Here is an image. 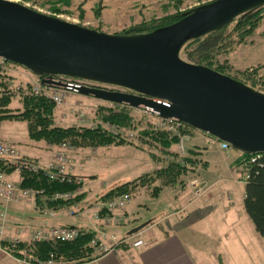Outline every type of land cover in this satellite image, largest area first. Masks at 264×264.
Instances as JSON below:
<instances>
[{"label": "rangeland", "instance_id": "1", "mask_svg": "<svg viewBox=\"0 0 264 264\" xmlns=\"http://www.w3.org/2000/svg\"><path fill=\"white\" fill-rule=\"evenodd\" d=\"M12 1L22 3L41 13L59 17L68 22L79 24L101 33L131 36L147 35L159 30L158 28L164 29L170 27L177 23L179 18H181V14H183V18L184 14L217 0ZM53 7L60 12L56 13L53 11ZM171 21L172 23H168ZM215 32H220V34H222V42L215 50L209 52L210 56L205 64L201 61L196 62V60L201 58L199 54L194 53V49L198 45V42ZM178 56L180 59L194 65L207 66L206 64L209 62L212 65L211 69L216 70L221 68L224 72L220 73L264 94V5L259 7L257 13L246 24H242L240 17H237L219 31L206 32L197 38L188 39L183 43ZM2 66L5 67V71L14 75L16 84H19L21 88L22 85L29 86L28 81L32 85L38 80L35 73L33 74L26 68L9 64ZM0 69L3 68L0 67ZM98 85L101 89L134 94V92L118 86L108 84ZM30 90L31 88L28 94H33ZM58 94L61 95V103H55L51 98L54 93H47L46 97L55 104L54 120L57 125L63 128H102L107 130L112 137H116L120 142H123L122 145L114 144L106 147H90L83 149L68 144L65 150L70 157L72 174L73 171L76 170V163H81L78 166L84 167L83 179L88 186L105 185V193L106 191L109 192L114 189L117 185L135 181L147 175L151 176L156 171L165 168L168 165L166 160L171 159V157L165 159V149L156 141L145 136L146 132L152 130L156 133H165L171 140L177 139V143L173 147L174 151L170 152H177L180 154L182 156L181 162H183L185 158H191V162L186 164L189 168H194L195 171L188 172L184 175L176 187H163V190L159 194L160 197L158 196L159 198L151 196V194L154 193L153 190L149 192H147V190H142L138 195L132 196L136 208V212L133 216L134 219H132L128 225L121 227V230L127 232L130 230L132 231L142 224L147 223L152 217H155V215L158 216L163 212H165L163 215H167L166 218L160 222L156 219L148 222L147 228H153L159 225L166 226L173 222V220L178 227H183L195 217L197 231L204 232L208 230L212 231L210 234L214 235L210 238L214 240L211 242L207 238L201 239L200 234H196L198 235L196 243L198 244V242L202 241L203 245H206L203 248V252L207 250L210 253H220L221 247L226 249L233 246L236 251L233 255L238 257V264H264V238L257 234L251 220L244 211L241 195L237 192V199V195L229 191L230 188L226 189L225 187L229 184L223 185L224 191H219L216 188L215 182L223 172V167H226V162L221 158V151L215 149L214 144H219L216 138L201 131L191 132L189 128H184L179 134L168 132L163 128L158 129L156 124L159 120L156 115H150L142 108L113 104L91 96H84L68 91H59ZM107 109H111L114 112H122V109H124L129 112L133 118V129L128 127L122 128L117 124H112L110 121H104L103 116L107 113ZM0 126L3 132L12 134L14 138L11 140L12 145H16L15 143H17L18 146H16L23 154L34 159L40 157L42 152L41 149L46 143L30 140L26 122L7 120L0 124ZM184 135L189 137L185 142V154L181 152L179 147L180 136ZM196 136H201L203 141L199 143V141L196 140V147L188 148L189 141H193ZM4 143L13 148L8 142L4 141ZM59 147L60 146H57V151L54 153L53 157H55ZM223 151H226V153H222H225L224 158L230 163L229 166L239 170L237 177L238 181L246 183L244 177V170L246 168L245 166L238 165L242 158V154L232 147L229 150ZM1 159L3 158H0V160ZM5 160L8 161L7 164L10 165V168L16 170L11 160ZM209 166H211V168L208 174H205V180H201L199 177H201L204 171H207ZM1 172H4L8 177L9 173L6 171ZM20 172L22 173L23 171ZM193 180H198L194 182L200 184L201 195H198L195 191L194 193H190L188 185L190 186V182ZM157 181L159 182L158 184L155 182L156 185L160 186L163 184L162 179ZM214 184L215 186H213ZM18 185L21 187L20 184ZM177 187L180 188L184 197L191 195L196 198H201L207 194L206 198L208 201L204 203L203 200L206 208L203 209L201 206L195 208L193 211L187 210L182 214H175L174 212L182 206L180 198L175 199L172 197L173 189L171 188ZM83 194L84 191L78 195L74 201L78 202V198L80 199ZM98 195H100L99 192ZM210 196L212 198H210ZM229 199L231 201L234 200V202L238 201L236 208L237 212L233 215L227 214L228 220H224L223 216L225 213L222 209L220 210L215 206L222 201V203L232 207L230 206L231 202H229ZM74 201L67 203H72ZM97 202L99 204H104L106 201L100 198ZM221 207L223 208V205ZM32 214L33 212H31V210L26 209L21 219H30L33 217ZM209 214L211 216H209ZM232 218H234V221H232ZM165 220L170 221L164 225L163 223ZM220 229L223 231L221 234L218 233V231H221ZM203 240H206V242ZM221 240L223 243L222 245ZM0 244L2 245L1 241ZM191 248L194 249L195 247L192 246ZM198 249L199 247L196 248V250ZM221 252L223 253V250H221ZM196 263L204 264V262L199 260Z\"/></svg>", "mask_w": 264, "mask_h": 264}, {"label": "water", "instance_id": "2", "mask_svg": "<svg viewBox=\"0 0 264 264\" xmlns=\"http://www.w3.org/2000/svg\"><path fill=\"white\" fill-rule=\"evenodd\" d=\"M263 5L264 0H217L170 27L128 36L101 33L0 0V58L41 76L45 86L159 112L239 152L264 154V94L178 56L188 39L219 30ZM60 75L134 94L55 81Z\"/></svg>", "mask_w": 264, "mask_h": 264}, {"label": "crops", "instance_id": "3", "mask_svg": "<svg viewBox=\"0 0 264 264\" xmlns=\"http://www.w3.org/2000/svg\"><path fill=\"white\" fill-rule=\"evenodd\" d=\"M2 138L4 141L12 145L11 140H13L14 138L11 133L6 134L2 130ZM196 140L199 141V143H201V141H203V138L201 136H196V138H194L193 141H189L188 148L196 147L195 146ZM34 142H40V141H34ZM15 144L18 146L17 143ZM16 145H12V146L14 150L17 152L18 156L20 157L21 155V157L18 158V160H28L31 162H36L41 165L48 164L53 159L54 153L57 151V146H52L46 143L44 144V147L41 149L42 152L40 157L38 159H34L23 154ZM214 145H215V149L221 151V155H222L221 158H223V160L226 162L225 163L226 167H223L224 169L223 172L220 174L219 179L215 182L216 188L219 191H224L223 185L229 184L225 188L226 189L230 188L229 191H232L235 194L238 192V194L241 195L242 203H243L242 206L244 209L246 183L238 181L237 177L239 170L229 166L230 163L227 161L226 158H224L225 157L224 154L226 153V151L221 150L219 144L218 145L214 144ZM222 152L225 153L223 154ZM0 162L7 163L8 161L1 159ZM79 164L81 163H76L77 165L76 170L73 171L72 174L74 176L79 177L83 181L84 194L83 196L80 197L78 202L74 201L69 205L67 204L61 206L57 205L55 209L54 207L50 206L54 202L41 204L39 201L36 202V201L24 200L18 203L6 204L0 198V214H2V212L3 213L6 212L7 215L5 222L6 241L12 239H18L20 241L19 248L15 255L6 254L4 251L0 249V264H24L23 261L20 259L22 258V254L25 252L27 248H30V254H31L30 243L34 231L40 228H50V227H58V226H69V227L79 228L82 230V233L91 232L92 234L95 235V239H97L100 244L107 246L108 248L114 249L111 253L101 254L99 249L95 248L96 254H98L100 257L90 263H85V264H197L196 262H198V260L204 262V264H238L237 263L238 257L237 256L235 257L233 255L236 252L233 246L226 249H223L221 247L219 251L220 253H210L207 250L203 252V248L206 245H203L202 241L198 242V244L196 243L198 237V235L196 234H200L201 239L207 238L211 242H213L214 240L210 238L213 237L214 235L210 234L212 231H208V230L204 232L197 231L196 220L194 216H193L194 219H191L183 227H178L176 222H174L173 220V222H171L166 226L159 225L157 227L147 228L148 226L146 225L145 227L142 228V230L138 232H134L135 229L132 231L130 230L128 232L123 231L121 230V227L128 225V223H130L132 219H134L133 216L136 212L134 199H132L130 204L127 206L126 210L122 213L117 214L119 217H121L122 222L107 223V222H99L93 220L92 214L96 211L97 205L99 204L97 200L102 198V196H104L108 191L104 193L105 185H98V186L86 185L83 179V174L85 169L84 167L78 166ZM210 168L211 166H209L207 171H204L203 174H201V177H199L201 180H205L204 178L205 174H208ZM8 177L10 180L18 184L21 183L22 180L21 172L17 169L16 170L13 169V171L9 173ZM193 181H198V180H193ZM213 186H215V184ZM188 188L190 193H194V190L192 189L191 186L188 185ZM171 189H173L172 197H174L175 199L180 198L182 202V206L177 211L174 212L175 214H182L187 210L193 211L195 208H199L201 206L203 207V209L206 208V205L204 203L208 201L206 198L207 194H205L201 198H196L195 196H191V195L184 197L179 187L171 188ZM98 192L100 193V195H98ZM238 194H236L237 199H238ZM210 198L212 197L210 196ZM230 199L229 202H231L230 206L232 207H229V205L227 206V204L222 203V201H220L218 205L215 206L220 210L222 209V211L225 213V215L223 216L224 220H228L227 218L228 215L230 214L233 215L237 212L236 208L238 205V201L234 202V200L231 201ZM222 205L223 208L221 207ZM26 209L31 210V212H33L32 214L33 217L30 219H21V216L23 215ZM164 213L165 212L159 214L158 216L155 215V217H152V219H150L148 222H151L155 219L158 222L164 220V218H166L167 216V215L166 216L163 215ZM209 216L211 215L209 214ZM169 221L165 220L163 224L165 225V223ZM232 221H234V218H232ZM251 223L253 224L252 221ZM221 231H218V233L219 234L223 233V231L222 232ZM128 239L130 241L124 243V241H127ZM140 239L144 240L147 244L143 248L134 249L130 245L131 244L130 242ZM203 241L206 242V240ZM222 244L223 243L221 240V245ZM192 246H194L195 248L192 249L191 248ZM197 247H199L198 250H196ZM221 250H223V253L221 252ZM30 254L28 255V260L31 262H37V260L35 261L32 259Z\"/></svg>", "mask_w": 264, "mask_h": 264}, {"label": "trees", "instance_id": "4", "mask_svg": "<svg viewBox=\"0 0 264 264\" xmlns=\"http://www.w3.org/2000/svg\"><path fill=\"white\" fill-rule=\"evenodd\" d=\"M28 1V0H26ZM259 8L241 15L240 21L242 24L248 23L257 13ZM53 11L59 13L60 11L53 7ZM179 18L180 21L182 18ZM178 16V17H180ZM177 17V18H178ZM177 21V22H178ZM168 23H172L168 22ZM170 26V25H169ZM160 29V28H158ZM223 29V28H222ZM221 30V29H219ZM216 30V31H219ZM222 42V34L220 32L212 33L204 40L198 42L194 49V53L199 54L201 58L196 62L201 61L203 64L209 59V52L215 50ZM13 66H20L15 63L5 62ZM207 67L212 65L208 62ZM23 67V66H20ZM25 68V67H23ZM27 69V68H26ZM29 70V69H27ZM219 72H224L221 68L216 69ZM32 72L31 70H29ZM34 74V72H32ZM38 78L32 85L28 81L29 86L16 84L14 75L0 69V124L7 120H18L27 123L29 137L33 141H45L52 146H60L62 144H69L77 146L80 149L90 147H106L110 145H122L116 137H112L107 130L102 128H63L55 123L54 110L55 104L52 100L47 99V93H54V89L40 85L42 87L39 93L33 91L36 82H41V76L35 74ZM21 88V89H20ZM33 94H28L29 89ZM108 113V115H107ZM107 113L103 116L104 121H110L112 124H117L120 127H128L133 129V118L126 110L122 112H114L107 109ZM191 132L198 130L185 125ZM145 136L153 141L159 143L165 150V159L168 165L154 174L141 177L135 181L127 182L106 193L101 200L107 201L122 195H138L142 190L154 191L152 197L159 196L163 187H176L180 179L188 172L195 171L194 168H189L186 163L191 162V158H185L183 162L182 156L174 151V146L177 139H169L165 133H156L153 130L146 132ZM123 140V139H122ZM218 143L220 142L217 140ZM173 148V150H172ZM242 158L238 165L245 166L251 169V178L246 181L244 210L254 224L256 232L264 238V154H259L261 160L258 165L250 164L251 158L255 155L242 153ZM258 155V154H256ZM0 170L11 173L13 171L10 165L0 162ZM191 170V171H190ZM21 187L23 189L45 190L48 197L55 192H65L75 189V186L70 184H60L58 182L49 181L42 173L34 174L23 171L21 173ZM163 180L162 185H156ZM156 182V184H155ZM79 200V198H78ZM71 204L67 202H54L50 206L56 209L57 205ZM95 235L91 232H84L76 241L73 242H40L31 245V254L33 260H47L53 256L55 264H85L90 263L100 256L96 254L95 247L92 241ZM3 247H7L2 243ZM24 247V244H23Z\"/></svg>", "mask_w": 264, "mask_h": 264}, {"label": "built area", "instance_id": "5", "mask_svg": "<svg viewBox=\"0 0 264 264\" xmlns=\"http://www.w3.org/2000/svg\"><path fill=\"white\" fill-rule=\"evenodd\" d=\"M6 61L0 58V67L5 70ZM55 81H62L71 84H77L82 86H87L91 88H99V85L95 82L77 79L67 76H54ZM41 82H36L33 88V91L39 93L42 89L40 86ZM64 92V90H56L54 89V95L51 98L55 103H61L62 98L58 92ZM148 114L156 115L157 119V128L165 129L168 132L179 134L184 128L185 124L181 122L178 118H164L161 113L154 112L150 110H145ZM189 139L187 136H180V150L182 153H186L185 142ZM68 144H62L59 147L58 152L55 157L46 165H41L38 163L30 162V161H22L18 160L20 158L17 152L11 146H8L4 143L2 139V128L0 126V158L9 159L15 166V168L19 171L31 172L34 174L42 173L49 181L58 182L60 184H70L75 186L74 190L65 191V192H55L52 196L48 197L45 193V190H35V189H23L16 182L10 180L4 172H0V198L6 204L10 203H18L21 201H39L41 204H47L49 202H71L76 199L78 195H80L84 191L83 181L77 177L72 175V166H70V157L67 154L65 148ZM220 148L224 150L229 149V145L225 142L220 143ZM5 157V158H4ZM17 160V161H16ZM261 160V156L254 155L251 158L250 164L258 165V162ZM245 180L248 181L251 178V169L244 170ZM192 189L198 194L201 195V186L198 182H191ZM132 200L131 195H122L116 197L114 199L106 201L104 204H98L96 211L92 214V218L95 221L99 222H107V223H120L122 222L121 217L117 214L122 213L126 210L127 206L130 204ZM6 212H2L0 214V241L1 243H7V247H3L0 244V249L4 251L6 254L15 255L20 241L18 239H12L6 241L5 237V222H6ZM82 230L79 228L69 227V226H58V227H50V228H40L34 231L31 237V245L40 242H73L76 241L81 235ZM132 240V239H131ZM130 241L129 239L125 242ZM131 243V244H130ZM130 244L134 249L143 248L147 243L144 240H135L130 242ZM92 245L99 249L101 254L111 253L114 249L108 248L98 242L97 239L92 241ZM30 254V248H27L25 252L22 254V258L20 260L23 261L24 264H55L53 260V256L47 260H39L37 262H31L28 260V255Z\"/></svg>", "mask_w": 264, "mask_h": 264}]
</instances>
